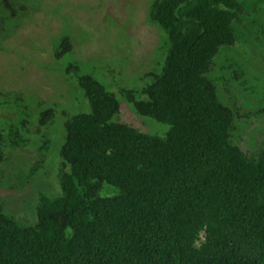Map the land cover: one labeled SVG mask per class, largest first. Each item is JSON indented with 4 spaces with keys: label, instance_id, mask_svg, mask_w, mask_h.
I'll list each match as a JSON object with an SVG mask.
<instances>
[{
    "label": "trees",
    "instance_id": "16d2710c",
    "mask_svg": "<svg viewBox=\"0 0 264 264\" xmlns=\"http://www.w3.org/2000/svg\"><path fill=\"white\" fill-rule=\"evenodd\" d=\"M241 11L235 0L152 4L167 53L147 101L124 98L163 135L118 122L115 95L78 78L89 108L66 122L60 195L40 200L33 226L0 208V264H264V150L231 144L232 114L206 76L235 45Z\"/></svg>",
    "mask_w": 264,
    "mask_h": 264
},
{
    "label": "rangeland",
    "instance_id": "374dc122",
    "mask_svg": "<svg viewBox=\"0 0 264 264\" xmlns=\"http://www.w3.org/2000/svg\"><path fill=\"white\" fill-rule=\"evenodd\" d=\"M157 0H0V208L33 226L42 198L60 195L66 122L88 111L78 85L91 77L119 101L116 120L143 133L168 127L139 115L124 98L143 90L163 65L168 39L151 20ZM242 6L235 45L221 47L206 76L232 114L231 144L264 150V0ZM70 50L63 54L62 39ZM239 79V80H237Z\"/></svg>",
    "mask_w": 264,
    "mask_h": 264
}]
</instances>
